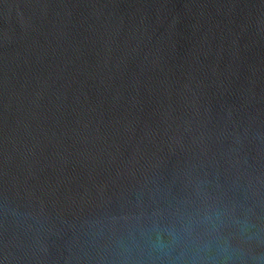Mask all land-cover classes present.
<instances>
[{"label": "water", "instance_id": "obj_1", "mask_svg": "<svg viewBox=\"0 0 264 264\" xmlns=\"http://www.w3.org/2000/svg\"><path fill=\"white\" fill-rule=\"evenodd\" d=\"M0 264H264V0H0Z\"/></svg>", "mask_w": 264, "mask_h": 264}]
</instances>
